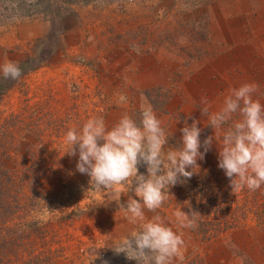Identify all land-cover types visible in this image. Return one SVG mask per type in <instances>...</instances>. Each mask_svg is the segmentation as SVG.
<instances>
[{"label": "rangeland", "instance_id": "obj_1", "mask_svg": "<svg viewBox=\"0 0 264 264\" xmlns=\"http://www.w3.org/2000/svg\"><path fill=\"white\" fill-rule=\"evenodd\" d=\"M52 3L47 19L1 18L0 66L11 61L22 75L0 73L1 187L9 192L0 197L11 203L0 211V264H137L112 249L142 222L91 189L65 135L93 118L108 129L125 115L139 124L148 107L165 148L180 147L185 121H200L202 144L213 137L198 168L187 169L192 177L171 187L161 208L144 210L182 236L173 264H264V185L233 193L218 167L223 135L241 117L214 131L200 112L219 111L244 84L264 105V0ZM116 192L120 204L139 199ZM179 209L199 214L194 227L179 226Z\"/></svg>", "mask_w": 264, "mask_h": 264}, {"label": "clouds", "instance_id": "obj_2", "mask_svg": "<svg viewBox=\"0 0 264 264\" xmlns=\"http://www.w3.org/2000/svg\"><path fill=\"white\" fill-rule=\"evenodd\" d=\"M0 73L13 80L22 75L11 61L0 66ZM255 90V85H241L231 90L219 111L209 115L207 107L200 110L208 116L207 126L214 131L231 121L234 114L241 117L224 133L218 153V167L229 179L233 193L244 188L255 191L264 185V105L253 100ZM199 123L193 120L188 125L185 121L178 148H165L167 135L151 107L142 110L139 124L125 115L108 129L102 119L93 118L79 132L67 131L65 142L70 149L66 154L75 156L78 148L76 168L90 177L91 189L116 201L130 223L142 222L139 230L122 238L112 249L117 254L124 253L137 264H173L184 244L182 236L166 226L159 215L146 220L144 210L155 212L161 208L170 188L181 178L190 179L193 172L187 169L198 168L197 161L204 159L213 137L202 144ZM138 166H146L147 175L138 174ZM117 189L134 192L139 199L129 196L126 204H120L122 193ZM195 215L199 214L189 215L181 209L175 213L182 228L194 227L190 217Z\"/></svg>", "mask_w": 264, "mask_h": 264}, {"label": "trees", "instance_id": "obj_3", "mask_svg": "<svg viewBox=\"0 0 264 264\" xmlns=\"http://www.w3.org/2000/svg\"><path fill=\"white\" fill-rule=\"evenodd\" d=\"M60 4L66 9L73 5H89L98 0H58ZM55 10L53 8L52 0H0V24L1 18L6 16H16L20 18H33V17H45L50 18L54 15ZM4 172L0 171V196L2 191L4 194H8L7 187H1V180L4 176ZM33 178V176H32ZM10 202L0 197V211L4 216L7 215L10 210ZM8 212V213H7ZM37 230V229H36Z\"/></svg>", "mask_w": 264, "mask_h": 264}]
</instances>
